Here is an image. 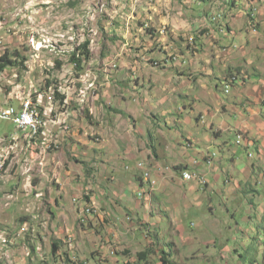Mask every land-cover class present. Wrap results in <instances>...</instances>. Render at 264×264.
Instances as JSON below:
<instances>
[{
	"label": "rangeland",
	"instance_id": "obj_1",
	"mask_svg": "<svg viewBox=\"0 0 264 264\" xmlns=\"http://www.w3.org/2000/svg\"><path fill=\"white\" fill-rule=\"evenodd\" d=\"M85 42H88L89 59L81 56ZM178 53H185L187 65L175 60L174 55ZM245 53H249V59L264 53V0H154V3L150 0H0V55L7 54L14 61L0 75L2 100L8 101V93L12 92L18 97L31 94L33 101L37 95H41L47 110H52L47 111L43 118L44 125L52 127H44L47 141L41 147L38 146L40 138L46 135L37 137L29 144L11 123L0 122V130L3 132L0 131V226L5 233L0 234V257L4 261L10 257L7 250L11 248L12 251L10 243L13 240L19 241V248L22 244L25 247L34 246L32 241L36 242L37 239L34 238L36 234L31 232L33 221L38 220L39 213L47 217L42 213L45 204L43 197L32 194L35 190L33 185L42 181L43 158L50 150H60L64 144L75 140L72 138L73 128L75 134L91 130L90 125L94 123L89 107L85 105L87 100L98 103L99 120L96 117L93 119L99 121L96 124L98 131H101L99 124L110 111L109 103L115 98H123L119 92L123 89L120 84L124 82L116 78L123 64L148 69L167 65L189 67L192 62L210 63L211 57L215 61L211 64L212 75L208 78L210 97L208 100L205 98V102H195V115L187 108L179 129L200 138L201 143L193 147V150L201 148V152L208 150V155H214L208 166L213 170L212 174H220L219 181L224 186H229L226 193L222 191V196V192L213 194L209 188L211 177H207L206 186L195 184L197 188H203V191L194 190V202L190 200L185 203L181 193L188 191L184 189L193 184L176 187L174 199L164 205L167 209L163 214L168 219L165 218L162 227H157L159 223H153L155 216L161 214L158 206L160 203L156 201L151 202L144 212H140V216L133 218L132 215H123L121 220L115 219L117 226L112 224L111 219L105 218L98 228L91 224L84 227L87 221L82 225L81 221L77 222L80 228H87L97 240H102L100 244L105 243L101 247L99 244L101 255L98 251L93 253L97 260L109 257L110 251H113L120 264H162L159 261L160 251L165 249L170 254L166 256L168 264H264V156L260 157L254 149L256 145L253 144L252 148L248 142L253 140L252 132L256 133L259 127L251 122L252 129L247 127L238 130L246 110L238 106L242 101L239 98H236L239 102L237 107L229 103L234 100L238 87L231 90L229 96H225L221 90L223 84L218 83L224 71L218 59L224 58L231 63L232 59L244 57ZM73 54L81 59L79 68L71 60ZM165 54H174L169 58L173 57L174 60L164 63L161 59H164ZM113 65L116 66L114 69ZM259 71L264 76V69ZM250 76L251 82L263 80L258 75ZM122 81H125V88H128L132 80L128 78ZM89 83L94 85L91 91H88ZM241 83L240 80L237 84ZM223 105L227 106L228 111H223ZM257 108L263 112L262 115L258 114L263 123L264 106ZM210 109L219 111L215 127L222 130V135L215 139V144L220 147L206 144L208 136L213 138L207 123L198 126L195 123L201 113ZM85 121L90 125L84 126ZM260 129L264 131V128ZM103 131L107 132L106 123ZM237 132L243 137L241 145L235 143ZM65 133L70 135L67 142L62 140ZM91 136L96 141L97 136ZM179 140L182 145H187L184 138L179 137ZM261 143L264 145V140ZM27 149L38 151L40 158L38 166L42 168L33 176L29 175L26 166L24 153ZM64 150L73 171L83 174L85 171L88 175L81 164L93 163L90 159L94 155H81L84 159L81 160L80 155L76 157L70 154V146ZM249 152L253 154L250 158ZM156 156L153 154L150 157L157 160ZM188 156L192 161H200L201 158V154H195L192 150L188 151ZM222 157L228 159L223 161ZM234 163L238 167L247 166L245 170H248L242 173L238 171L237 174ZM215 166L219 170L214 172ZM181 168L163 169L166 172H179L180 176L184 170ZM201 170H206L205 165L195 172L201 174ZM78 172L76 176H80ZM146 172L153 174L143 162V174ZM137 174L135 179H141L142 172L138 170ZM145 184L148 187L146 195L150 191L153 193L158 186L157 182L155 189L152 188L154 182ZM39 186L46 190L44 185ZM29 189L31 192L28 194ZM143 195L138 193V197ZM27 196L31 199L22 204ZM193 196L190 194V197ZM45 197L48 198L47 193ZM176 200L177 205L173 204ZM28 209L34 210L33 217L27 213ZM92 214L91 209L89 215ZM45 222L51 221L47 218ZM134 227H137V231H134L133 237L129 229ZM14 229L17 231L15 235ZM131 239L133 246L125 253L126 247L122 248L121 245L130 243ZM108 246H111L110 251ZM142 251L147 254L145 260L140 261L137 255ZM56 254L48 263L62 264L58 262L60 255ZM87 256L91 260L88 264L96 262L91 254ZM45 257V251H40L42 264H46ZM84 262L79 256L74 261L76 264ZM99 264L112 263L106 260Z\"/></svg>",
	"mask_w": 264,
	"mask_h": 264
},
{
	"label": "crops",
	"instance_id": "obj_2",
	"mask_svg": "<svg viewBox=\"0 0 264 264\" xmlns=\"http://www.w3.org/2000/svg\"><path fill=\"white\" fill-rule=\"evenodd\" d=\"M150 2L154 3V0H150ZM191 54L196 55L199 53ZM258 54L259 57L256 55L253 59H249V53H245L244 57L237 59L235 57L231 60V63L224 58L218 59L220 68H224V71H226H222V75L224 76H220L218 83L223 84V89L221 88V90L225 96H229L231 90H235L238 87L234 100L229 102L230 105L237 107L239 102L236 98H239L242 101L238 106L240 105L246 110V116L240 123L238 130H245L247 127L248 129H252L251 125L255 123L258 125V131H255L256 133L252 132L253 140L250 139L251 141L248 142L252 144V148L256 145L254 149L260 157H263L264 145L261 141L264 140V131L260 128H264V122H260L261 118L258 117V114L262 115L263 112H260L261 109L259 110L257 107L260 105L264 106V76L259 71V69H264V53ZM173 55L165 54L164 59L161 60L169 62L171 59L174 60L176 58L175 60L181 62L182 65H187L188 61L186 60L185 53L175 54L174 58L169 59ZM212 58H214L213 55ZM213 60L210 57V63L195 64V62H192L189 67L167 65L157 68L150 67L149 69L136 67L132 64H123L117 73L119 75H116L118 80L124 82L120 84L121 87L123 85V89L119 92L123 98H115L109 103L108 106L110 108L108 109L110 111L99 124L102 132L98 131V124H96L99 122L96 121L99 120L97 116L99 110L98 103H90L87 100L85 105L89 107L90 115L93 118L96 117V120L92 118L94 125L92 126L88 121V123L85 121L84 126L90 125L91 130H86L81 134L78 133L79 131L75 134V128H73L72 138L75 140H70L62 146L64 149H66V146H70V154L72 155L73 153L76 157L80 155L81 160H84L82 156H87L89 153L94 155L90 159L93 163L88 164L86 162L81 164L83 170L86 168L88 175L85 171L84 174L73 171L66 157V151L62 147L60 150L57 148L48 152L43 158L42 166L44 170L43 172L41 171L42 181L39 183L41 186L44 185L47 191L40 189L39 184L33 185L35 190L32 191V194H35V196L41 195L43 197L42 201H45V204L43 212H41L47 215V217H44L39 213L37 214L38 220L33 221L34 226L31 227V232L33 235L36 234V237H32L37 239V241H32L34 246L25 247L22 244L19 248V241L13 240L10 243L12 251H10L11 248L7 250V254L10 257H7L5 261L3 257H0V264H40L42 260L40 259V251L42 250L45 251L46 257L44 258V262L46 264H50L48 261L54 259L56 253L60 255L58 262L62 264L68 262L73 264L77 256H79L80 260L87 262V264L89 261L91 262L87 254L93 256L95 251L99 253L98 248L102 240H97L90 231L86 230L87 228L83 229L79 227L77 219L84 207L93 209V214L88 217L84 227L87 224H91L94 228H98L104 218L111 219L112 224L117 226L116 220H121L123 215H132L133 218L140 216V212H144L146 207L151 205V202L154 203L156 201L160 203L158 206L160 207L161 214L155 216L153 223L156 225L159 223L157 227H162V222L167 217L166 214H163L167 209L164 205L174 199V193L176 194V190L174 189L176 187H187L188 184H193L184 189L188 191L181 193L185 203L190 200L194 202L196 199L194 190L203 189L197 188L195 183L182 181L178 174L179 172H166L163 168L175 169L183 167L181 169L195 172L196 169L198 170L201 166L205 165L206 170H201V174L205 176L206 180H208L207 177H211V185L209 187L211 188V192L215 195L220 194L222 191L226 193L229 186H224L220 182V174H212L213 170L205 163L206 156L210 152L208 150L201 152V148H197L196 151L193 150V147H197L196 145L201 143L200 138L179 129L187 108L195 115L193 108L195 102H202V100L205 102L204 99L210 97L208 78L212 75L213 66L211 64ZM100 70L103 72L102 68ZM133 74L134 76H132ZM252 74L260 76L263 80L259 79L256 83L251 82L250 75ZM125 75H127L126 78ZM120 76L123 77L120 79ZM128 78L132 81L128 84V88H125L127 84L122 80H127ZM240 80L242 81L241 85L237 84ZM249 83L250 85H248ZM134 101L137 103H134ZM226 108L227 106L223 105V111H226ZM217 113L219 111L213 109L204 111L198 116L195 123L196 126L207 123L213 138L208 136L206 144L220 147L219 144H215V139L222 135V130L215 127ZM58 119L61 120L62 118L58 117ZM104 123H106L107 132L103 131ZM44 127L49 128L52 125H44ZM0 131L3 134L2 130ZM93 134L97 136L96 141H94V136H91ZM105 134L108 135L104 136ZM45 135L46 139L40 138L38 146H43L45 141H47L46 130L43 136ZM58 135L61 137L60 132H58ZM237 135L238 132L236 133ZM51 136H53V133ZM68 136L70 135L65 133L64 139H62L63 142H67ZM179 137L187 141L186 146L182 145ZM257 141H260L259 145ZM72 142L74 144L71 146ZM188 147L189 149H187ZM189 150L194 151L195 154H201L200 161H192L188 156ZM26 151L24 155H26L27 170H29V175L33 176L42 168L38 166L40 158L38 157V151L34 152V149H27ZM220 151L223 152V150ZM153 154L157 155V160L150 157ZM221 159L225 161L228 158L222 157ZM85 160L88 161V158ZM230 160H233V158ZM139 162H144L146 167H149L151 173H153L152 177L158 185L156 189L152 187L155 191L153 193L150 191L148 195H146L148 192L147 185L142 183L141 179H135L138 171L136 165ZM234 166L237 174L239 173L238 171L242 173L245 167L247 168V166L238 167L236 163H234ZM126 168L133 171L127 172ZM157 170H161V172ZM217 170L219 169L215 166L214 172ZM77 172L80 176H76ZM183 182L184 184H181ZM33 183L35 184V182ZM30 192L29 189L27 193L29 194ZM46 193L48 198L45 197ZM138 193H143L144 195L138 197ZM190 194L194 196L190 197ZM28 196L22 201V204L25 201L29 202L31 198ZM31 197L34 198L33 196ZM224 199L223 197L222 200ZM173 204L177 205V200L173 201ZM183 206L186 205L183 204ZM27 213H30L32 217L34 216L33 209L32 211L28 209ZM47 218L51 222H45ZM129 230L134 237V231H137V227L130 228ZM13 233L15 235L17 231L14 229ZM0 234H5L1 226ZM69 235L74 238L75 253L74 250L69 252L64 246V240ZM131 241L133 240L131 239L130 243L126 242L124 245H121L122 248L126 247L125 253L133 246ZM101 243L100 247L105 246L104 242ZM110 247L108 246L109 251ZM91 248L92 250H90ZM74 254H76V257ZM72 257H74V260H72ZM93 259L94 262L96 261L94 264H99L106 260L112 264H120L119 258L110 254L109 257H102L100 260L99 258L98 260L97 258L95 259L94 256Z\"/></svg>",
	"mask_w": 264,
	"mask_h": 264
},
{
	"label": "built area",
	"instance_id": "obj_3",
	"mask_svg": "<svg viewBox=\"0 0 264 264\" xmlns=\"http://www.w3.org/2000/svg\"><path fill=\"white\" fill-rule=\"evenodd\" d=\"M115 67L116 66L113 65L112 68L114 69ZM3 71L0 72V75ZM91 88H94V85L92 83H89L88 91H91ZM8 96H10L8 98V101H3L2 100L3 97H1V89H0V122L11 123L15 127V130L20 132L28 143H32L34 140L37 139V137H40L38 136L39 121L43 120V118L47 114V111H52V110H47V107H45V103L41 95H37L35 101L32 100L31 94H29L26 97H18L12 92V94L8 93ZM242 141H243L242 135L238 134L236 136V144H240L242 143ZM249 146H252V144L249 143ZM212 156L214 155L211 154L208 155V157H206L205 163L207 165H210L213 158ZM252 156H253L252 153H248L249 158ZM136 168L142 172L141 174L142 183L145 184V182H154V188H155L156 180L152 177V175L143 174V162L137 163ZM180 178L182 181L186 183H195L196 185L202 187L207 184L206 178L203 174H199L193 171H188V170L181 171ZM89 216L90 215H81L80 212L77 221H87ZM67 240H69V247H65V248H68V251L72 252L75 248L74 238L73 236L69 235ZM110 255L115 256V253L111 252ZM72 260H74V257H72Z\"/></svg>",
	"mask_w": 264,
	"mask_h": 264
},
{
	"label": "trees",
	"instance_id": "obj_4",
	"mask_svg": "<svg viewBox=\"0 0 264 264\" xmlns=\"http://www.w3.org/2000/svg\"><path fill=\"white\" fill-rule=\"evenodd\" d=\"M81 50H82L81 56H83L84 59H89L90 54H89V50H88V42H85L82 45ZM71 60H72V62L76 63V66H78V68L80 67L81 59L77 58L75 54L72 55ZM12 64H14V61H12L7 54H4L3 56L0 57V72L3 71L6 67H8V66H10ZM167 246L170 247V244H168ZM160 253H161V255L159 257V261L162 264L167 263L166 256H169L170 254L167 253L165 251V249H162L160 251ZM146 254L147 253L145 251H142V252L138 253V255H137L138 256V260H140V261L145 260ZM73 264H76V263H73ZM81 264H83V263H81ZM125 264H127V263H125Z\"/></svg>",
	"mask_w": 264,
	"mask_h": 264
},
{
	"label": "bare ground",
	"instance_id": "obj_5",
	"mask_svg": "<svg viewBox=\"0 0 264 264\" xmlns=\"http://www.w3.org/2000/svg\"><path fill=\"white\" fill-rule=\"evenodd\" d=\"M44 131V120H40L38 123V136H43ZM146 171V170H145ZM149 172V171H148ZM147 174V172H146ZM152 184V183H151ZM150 185V184H149ZM93 210V209H92ZM83 215H89L91 213V209L89 207H86L83 211H81ZM81 225L85 223V221L80 222ZM69 237V236H68ZM68 237L66 238V241L64 242L65 247H69V240ZM68 249V248H67Z\"/></svg>",
	"mask_w": 264,
	"mask_h": 264
}]
</instances>
